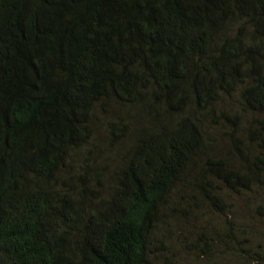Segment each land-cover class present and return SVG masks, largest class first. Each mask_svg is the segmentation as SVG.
<instances>
[{"label":"trees","instance_id":"16d2710c","mask_svg":"<svg viewBox=\"0 0 264 264\" xmlns=\"http://www.w3.org/2000/svg\"><path fill=\"white\" fill-rule=\"evenodd\" d=\"M0 264H264V0H0Z\"/></svg>","mask_w":264,"mask_h":264}]
</instances>
